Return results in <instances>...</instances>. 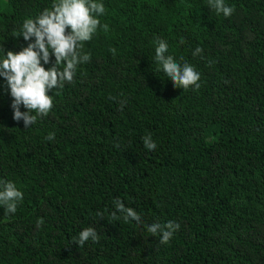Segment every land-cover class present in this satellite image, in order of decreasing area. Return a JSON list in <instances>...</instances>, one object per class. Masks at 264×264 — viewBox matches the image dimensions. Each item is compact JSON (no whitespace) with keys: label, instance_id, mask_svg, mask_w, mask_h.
<instances>
[{"label":"trees","instance_id":"obj_1","mask_svg":"<svg viewBox=\"0 0 264 264\" xmlns=\"http://www.w3.org/2000/svg\"><path fill=\"white\" fill-rule=\"evenodd\" d=\"M53 2H1L0 59L34 42L23 21ZM99 2L108 30L47 116L15 120L0 77V181L24 194L16 213L0 206V264H264V0H225L230 17L208 0ZM161 39L199 89L159 67ZM117 199L142 222L113 219ZM168 221L181 227L162 244L147 226ZM90 226L99 241L73 243Z\"/></svg>","mask_w":264,"mask_h":264},{"label":"clouds","instance_id":"obj_2","mask_svg":"<svg viewBox=\"0 0 264 264\" xmlns=\"http://www.w3.org/2000/svg\"><path fill=\"white\" fill-rule=\"evenodd\" d=\"M209 7L217 14L230 17L234 8L226 5L225 0H208ZM105 6L99 0H54L50 9H45L35 19L23 21L20 36L28 43L19 52L7 51L0 59V77H3L13 98V118L24 121L28 129L35 124L38 117L47 116L54 107V98L49 93L56 88H63L65 82L74 80L77 66L91 59L89 53L82 51L85 42L90 41L101 27L108 30V25H101L99 19L105 13ZM70 29V31H69ZM155 61L166 73L173 84L184 90L190 87L199 89L200 73L193 65L179 63L168 55V44L164 40L156 41ZM115 53V49H111ZM202 52L197 48L194 55ZM54 55L55 63L50 68L44 64L51 63ZM43 61V64H42ZM21 106L27 109L21 111ZM55 134L49 133L48 140H54ZM148 150H156L157 145L151 135L142 138ZM120 147L119 143L115 145ZM24 194L14 182L0 181V206L5 215L17 212ZM115 210L111 212L113 219L119 213L124 222L130 220L141 223V216L131 207L117 199ZM103 217V213H98ZM42 223V221H40ZM180 224L174 221L156 222L147 226V231L153 236H159L160 243L168 244L174 233L180 229ZM99 235L94 227H86L78 233L73 243L82 247L85 242L99 241Z\"/></svg>","mask_w":264,"mask_h":264},{"label":"rangeland","instance_id":"obj_3","mask_svg":"<svg viewBox=\"0 0 264 264\" xmlns=\"http://www.w3.org/2000/svg\"><path fill=\"white\" fill-rule=\"evenodd\" d=\"M2 1H5V0H2ZM2 1H0V6H2V5H1V2H2ZM3 3H4V2H3ZM1 10H2V9H1Z\"/></svg>","mask_w":264,"mask_h":264}]
</instances>
